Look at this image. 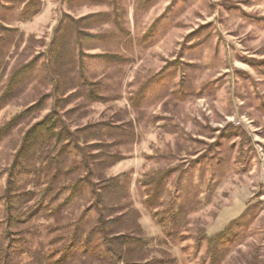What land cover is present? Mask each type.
<instances>
[{
	"label": "rangeland",
	"instance_id": "obj_1",
	"mask_svg": "<svg viewBox=\"0 0 264 264\" xmlns=\"http://www.w3.org/2000/svg\"><path fill=\"white\" fill-rule=\"evenodd\" d=\"M26 1L0 0V24L12 29L0 27V95L37 57L0 126L39 102L0 139V264H100L69 254L56 263L88 202L50 214L39 204L43 186L29 187L31 201L12 200L22 221L7 225V168L25 129L58 97L70 129L92 126L89 144L100 139L123 157L103 173L123 174L119 204L139 212L149 257L264 264V0H40L25 20ZM69 18L79 19L75 31Z\"/></svg>",
	"mask_w": 264,
	"mask_h": 264
},
{
	"label": "trees",
	"instance_id": "obj_2",
	"mask_svg": "<svg viewBox=\"0 0 264 264\" xmlns=\"http://www.w3.org/2000/svg\"><path fill=\"white\" fill-rule=\"evenodd\" d=\"M64 1L69 6L73 2V0ZM39 11L40 0H28L24 3L20 15L28 20ZM93 15L96 16L89 14L80 20H88ZM69 20L75 31L79 19L69 18ZM0 27L6 31L12 30L2 24ZM55 48L50 49L52 55L49 59L58 63L60 58L62 61L63 55L58 48L56 50ZM36 58L33 57L11 74L0 95V109L22 91L23 81L17 80L31 67ZM48 72L50 75L55 74V68H50ZM57 88L58 86L55 85V89ZM89 99L100 101L104 98L91 94ZM55 101L60 103V107H56L55 102L41 119L25 129L7 168L4 195L8 203L7 225L8 222L11 225V219L14 222L22 221L13 215L15 202L12 200L19 201L21 198V203L29 202L34 197V191L29 187L43 186L39 204L44 209L49 207L50 214H59L62 210L71 207L78 199L88 202L79 216L67 225L69 235L62 245L63 250H59L61 253L56 263L62 262L69 254L72 257L86 256L100 264H170L164 251L159 257H149L145 243L139 235L141 232L137 222L139 212L129 207L123 210L125 206L119 204L121 193L125 190L123 174L108 177L103 173L104 169L119 162L123 157L104 150L103 147L106 145L100 139L97 143L89 144L86 137L92 126L85 125L70 129L58 112V108L63 107L67 100L58 97ZM38 103H34L31 107H36ZM31 107L13 115L0 126V139L21 123ZM84 147H92L98 151L90 154L85 152ZM162 177L158 178L156 187L160 185ZM49 195H52L50 200L44 201ZM60 196L62 198L57 201ZM149 200L154 201L151 198ZM36 211L34 208L28 215L32 217L33 214H37ZM90 212L95 213V218L90 216Z\"/></svg>",
	"mask_w": 264,
	"mask_h": 264
},
{
	"label": "built area",
	"instance_id": "obj_3",
	"mask_svg": "<svg viewBox=\"0 0 264 264\" xmlns=\"http://www.w3.org/2000/svg\"><path fill=\"white\" fill-rule=\"evenodd\" d=\"M239 124H240V121L235 122V125H239Z\"/></svg>",
	"mask_w": 264,
	"mask_h": 264
}]
</instances>
